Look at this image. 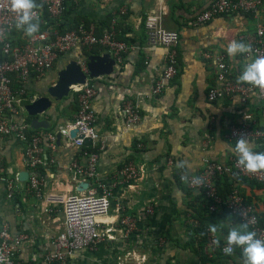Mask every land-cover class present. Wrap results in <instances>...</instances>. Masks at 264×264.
Instances as JSON below:
<instances>
[{
    "label": "crops",
    "instance_id": "obj_1",
    "mask_svg": "<svg viewBox=\"0 0 264 264\" xmlns=\"http://www.w3.org/2000/svg\"><path fill=\"white\" fill-rule=\"evenodd\" d=\"M212 1L67 0L63 19L66 28L86 22L100 31L113 27L118 39L131 47L124 61L116 62L111 75L92 80L97 90L93 109L98 117L99 139L95 145L100 152L99 176L93 185L110 194V207L97 218L106 235L104 240L93 250L73 253L70 264L202 261L187 243L188 210L200 209L203 200L180 181V175L200 172L206 157L222 163L236 157L231 150L235 141L228 138L229 129L243 122L245 114L253 116L255 127L263 125L262 103L257 94L246 104L238 97L207 99V91L217 83L216 64L214 60H206L203 53L224 54L230 73L236 78L242 65L252 58L247 59L244 52L229 56L227 44L240 42V35L254 30V23L246 14L217 17L201 27L190 26V21ZM151 16L163 17L165 25L179 31L181 36L180 74L156 96L153 88L163 74L166 50L147 46L145 21ZM94 51L97 54L92 55L108 53L99 47ZM82 56L81 49L73 50L61 57L52 70L32 78L26 85L29 99L44 94L56 81L58 72L70 60ZM127 99L136 101L141 108L143 118L138 124H129L126 119L123 106ZM30 103L29 100L27 104ZM77 110V95L71 92L37 117L47 121L48 128L34 129L33 118L25 116L34 133L55 135V149L48 140L43 142L44 157H53L54 163L41 167L45 185L40 199L28 191V180H18L20 173L28 171L23 145L0 135V226L8 225L13 235L27 237L17 254L20 264H46L43 257L53 249V241L63 228L64 201L78 194L85 182L70 170L71 162L80 157V147L61 132L74 120ZM250 142L254 151H264L263 146ZM127 162L136 166V178L124 177L122 170ZM9 180L14 182L12 197ZM235 180V185L264 215V187ZM149 205L152 214L146 212ZM126 219L134 223L131 233H126L128 227L123 223ZM225 224L229 228L239 225L231 215Z\"/></svg>",
    "mask_w": 264,
    "mask_h": 264
},
{
    "label": "built area",
    "instance_id": "obj_2",
    "mask_svg": "<svg viewBox=\"0 0 264 264\" xmlns=\"http://www.w3.org/2000/svg\"><path fill=\"white\" fill-rule=\"evenodd\" d=\"M66 10L67 0H34L31 10L32 22H44L47 27L42 31L23 35L24 26H17L18 13L11 8L10 0H0V135L13 138L23 145L28 168V191L39 199L44 194L45 185L41 167L54 163L53 157L50 159L44 157L43 142L48 140L50 147L55 149V135L31 131L30 122L25 118L26 106L27 102L29 100L32 102L35 97L29 99L27 83L32 78L52 70L61 57L78 48L83 51L82 59L86 57V53L99 47L107 50L118 63L124 61L125 55L131 49L128 43L118 39L113 27L98 34L95 25L80 23L67 32H61L60 25ZM121 13H125V10ZM235 14H246L254 23L252 32L239 37L240 42L249 46L247 52H244L245 57L253 59L264 56L263 0H213L207 9L190 21L189 25L201 27L217 17ZM48 20L54 21V24H49ZM145 26L147 46L162 47L166 50L163 74L153 88V95L156 96L162 94L168 83L180 74L181 36L179 31L165 25L163 17H148ZM203 57L206 60H214L216 64L217 83L207 91L208 100L238 97L242 104H246L253 94H257L262 103L263 125L255 127L253 116L247 113L243 122L230 127L228 138L236 141L237 138L246 137L249 141H255L264 147V88L234 78L224 54L205 52ZM82 59L80 64L83 71L87 72L86 63ZM93 79L87 76L85 83L73 86L72 92L76 93L78 99V110L74 120L61 129L63 134L72 138L80 147V157L71 162V172L74 176L89 181L90 185L64 201L63 228L53 241V249L43 257L46 264H70L69 258L73 253L95 249L106 236L99 228L97 218L108 212L110 194L99 191L93 185L99 176L100 157L99 149L95 145L99 134L98 117L93 109V99L97 93L92 83ZM123 108L129 124L141 122L143 114L136 101L127 99ZM72 129L78 130L75 137L70 134ZM84 137H91L95 148L91 145L89 147L92 149H88V146L83 144ZM122 172L128 180L138 176V170L132 162L125 163ZM227 175L249 182L264 183V170L248 171L237 163V157H233L228 163L206 157L203 159V168L200 172L181 173L180 181L208 202L210 212L223 214L228 210L239 224H247L248 230L255 231L258 237L264 239L261 214L242 189L235 185L227 199L222 197L218 181ZM13 188L14 182L9 180V197H12ZM146 212L152 214V206L149 205ZM123 223L128 227L126 233L134 230L133 221L126 219ZM199 224V221L190 216L189 225ZM25 240L27 237L23 234L13 235L8 225L0 226V264H20L17 261V254ZM225 243L222 234L209 229L207 247L210 258H215L219 253L226 257H235L240 248L233 246L232 253L225 254L222 251Z\"/></svg>",
    "mask_w": 264,
    "mask_h": 264
},
{
    "label": "clouds",
    "instance_id": "obj_3",
    "mask_svg": "<svg viewBox=\"0 0 264 264\" xmlns=\"http://www.w3.org/2000/svg\"><path fill=\"white\" fill-rule=\"evenodd\" d=\"M11 8L18 13L17 26H24L26 33L36 31L37 24L33 23L31 10L34 0H10ZM248 45L231 41L227 44L226 52L234 56L238 52H247ZM238 81L264 88V56H257L245 62L236 77ZM237 157V163L248 171L264 170V151H254L252 143L246 137L237 138L231 146ZM215 230L214 225H210ZM226 243L222 248L225 254L233 251V246L240 248L244 264H264V239L257 236L253 230H248L247 224H239L229 228L224 237Z\"/></svg>",
    "mask_w": 264,
    "mask_h": 264
},
{
    "label": "water",
    "instance_id": "obj_4",
    "mask_svg": "<svg viewBox=\"0 0 264 264\" xmlns=\"http://www.w3.org/2000/svg\"><path fill=\"white\" fill-rule=\"evenodd\" d=\"M86 63L87 72H84L80 64L81 59L70 60L57 75L56 81L48 86L44 94L35 97V99L26 106L27 114L32 117L31 126L34 129H46L48 123L45 120H40L37 117L46 113L55 102H59L65 97H68L74 85L83 84L89 78H98L101 76H109L114 72L116 66L115 59L110 53L102 55H88L82 59ZM77 129H72L70 134L75 137ZM93 139L84 137L83 144L91 145ZM19 181L25 182L28 180V173L22 172L19 174ZM90 185L89 181L82 182L79 191H84Z\"/></svg>",
    "mask_w": 264,
    "mask_h": 264
},
{
    "label": "trees",
    "instance_id": "obj_5",
    "mask_svg": "<svg viewBox=\"0 0 264 264\" xmlns=\"http://www.w3.org/2000/svg\"><path fill=\"white\" fill-rule=\"evenodd\" d=\"M251 18V17H249ZM64 19V18H63ZM60 25V30L61 32H67L75 27H77L80 23H76L73 26L66 28L64 20L61 21ZM37 24V29L34 32L42 31L44 30L47 25L44 22H33ZM49 24H54V21L48 20ZM89 22H86L85 25H89ZM109 27V26H108ZM103 32L100 31L99 27H97V33L101 34ZM24 34H27L25 31L23 32ZM88 55L91 54H97L94 50L86 53ZM30 120V118H29ZM34 130H32L33 132ZM88 149H92V147H87ZM235 179H239L234 176H224L219 179L218 181V187L220 190V193L224 199H227L228 196L230 195L234 185H235ZM251 186H256L258 188L264 187V183H256V182H249L247 180L240 179ZM203 200V199H202ZM190 213V216L194 219L200 222L198 226H192L190 225L189 227V233H190V238L187 243V246L191 247L193 251H195L201 258V262H194L191 264L195 263H200V264H244V261H239V260H244L240 249L237 250L236 256L235 257H226L222 253H219L215 258H210L209 256V251L207 247L208 243V233L210 229V225L215 226V230L222 234V237H225L227 235V232L229 230V227H226V220L230 216V213L228 210H225L223 214H218V213H212L209 211L208 207V202L207 201H202L201 202V208L200 209H190L188 210ZM261 223L264 225V215L261 216Z\"/></svg>",
    "mask_w": 264,
    "mask_h": 264
},
{
    "label": "rangeland",
    "instance_id": "obj_6",
    "mask_svg": "<svg viewBox=\"0 0 264 264\" xmlns=\"http://www.w3.org/2000/svg\"><path fill=\"white\" fill-rule=\"evenodd\" d=\"M237 226V225H236Z\"/></svg>",
    "mask_w": 264,
    "mask_h": 264
}]
</instances>
